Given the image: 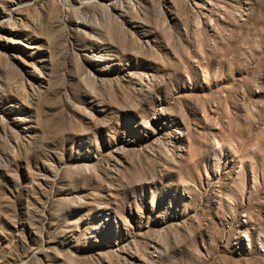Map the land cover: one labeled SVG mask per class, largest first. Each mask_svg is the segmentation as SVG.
Wrapping results in <instances>:
<instances>
[{
  "label": "rangeland",
  "instance_id": "obj_1",
  "mask_svg": "<svg viewBox=\"0 0 264 264\" xmlns=\"http://www.w3.org/2000/svg\"><path fill=\"white\" fill-rule=\"evenodd\" d=\"M0 264H264V0H0Z\"/></svg>",
  "mask_w": 264,
  "mask_h": 264
}]
</instances>
